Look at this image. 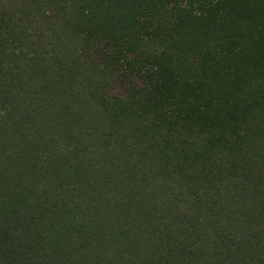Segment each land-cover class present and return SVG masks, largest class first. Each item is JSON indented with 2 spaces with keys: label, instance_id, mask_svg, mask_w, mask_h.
<instances>
[{
  "label": "trees",
  "instance_id": "trees-1",
  "mask_svg": "<svg viewBox=\"0 0 264 264\" xmlns=\"http://www.w3.org/2000/svg\"><path fill=\"white\" fill-rule=\"evenodd\" d=\"M0 264H264V0H0Z\"/></svg>",
  "mask_w": 264,
  "mask_h": 264
}]
</instances>
